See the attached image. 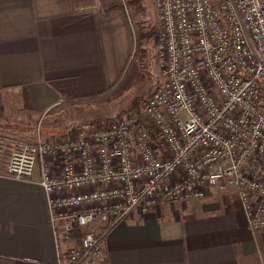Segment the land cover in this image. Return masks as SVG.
<instances>
[{
  "label": "built area",
  "instance_id": "built-area-1",
  "mask_svg": "<svg viewBox=\"0 0 264 264\" xmlns=\"http://www.w3.org/2000/svg\"><path fill=\"white\" fill-rule=\"evenodd\" d=\"M153 2L161 82L140 112L8 154L2 175L47 194L67 243L59 264H103L105 233L134 208L202 199L212 185L264 229V0Z\"/></svg>",
  "mask_w": 264,
  "mask_h": 264
},
{
  "label": "crops",
  "instance_id": "crops-1",
  "mask_svg": "<svg viewBox=\"0 0 264 264\" xmlns=\"http://www.w3.org/2000/svg\"><path fill=\"white\" fill-rule=\"evenodd\" d=\"M102 1L0 0L5 103L46 112L122 81L133 31L122 10L106 15ZM8 154L0 144V264H59L67 243L53 229L47 194L33 180L2 175ZM103 241V264H264V229L252 231L239 200L216 185L202 199L134 208Z\"/></svg>",
  "mask_w": 264,
  "mask_h": 264
},
{
  "label": "rangeland",
  "instance_id": "rangeland-1",
  "mask_svg": "<svg viewBox=\"0 0 264 264\" xmlns=\"http://www.w3.org/2000/svg\"><path fill=\"white\" fill-rule=\"evenodd\" d=\"M133 31V52L122 81L101 96L73 100L46 112H23L15 100L5 103L0 94V144L6 152L39 139L81 131L100 121L141 109L150 92L161 82L156 65L159 20L153 0H119ZM102 7L104 0L101 2ZM133 109H129L132 106ZM0 134L2 132L0 131Z\"/></svg>",
  "mask_w": 264,
  "mask_h": 264
},
{
  "label": "trees",
  "instance_id": "trees-1",
  "mask_svg": "<svg viewBox=\"0 0 264 264\" xmlns=\"http://www.w3.org/2000/svg\"><path fill=\"white\" fill-rule=\"evenodd\" d=\"M123 9V5L121 4V2L119 0H104V4H103V11L106 15H109L110 13H112L113 11L116 10H122ZM91 98V97H90ZM82 99H86V98H82ZM81 100V99H79ZM135 106L133 105L131 108L129 109H133ZM140 110H137L136 113H139ZM127 113V112H126ZM113 227V226H112ZM110 227L108 229V231L112 228ZM107 231V232H108ZM106 232V233H107ZM105 233V234H106Z\"/></svg>",
  "mask_w": 264,
  "mask_h": 264
}]
</instances>
